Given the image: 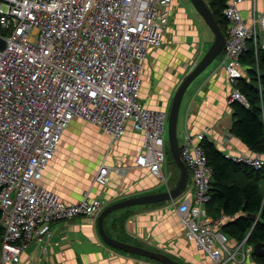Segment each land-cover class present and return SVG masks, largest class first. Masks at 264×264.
Wrapping results in <instances>:
<instances>
[{
	"label": "built area",
	"instance_id": "1",
	"mask_svg": "<svg viewBox=\"0 0 264 264\" xmlns=\"http://www.w3.org/2000/svg\"><path fill=\"white\" fill-rule=\"evenodd\" d=\"M172 0H0V264H20L34 240L49 237L53 223L89 217L96 221L105 207L83 194L65 203L40 185L71 122L82 120L114 142L126 126L141 135L135 168L148 170L167 190L162 173L166 162L167 115L148 110L141 102V73L150 51L162 45ZM243 0H225L226 21L222 66L229 81L242 75L240 58L264 32V12L251 26L238 9ZM264 48V45H263ZM228 102L248 106L235 89ZM208 132V130H206ZM185 134L179 143L181 161L191 178L192 198L176 212L194 243L210 264H227L234 254L229 238L204 223L210 201L213 170L202 142L205 133ZM238 166L264 169V157L226 155ZM111 172L102 165L94 179L109 183ZM183 193L182 195H184ZM216 227L217 229H214Z\"/></svg>",
	"mask_w": 264,
	"mask_h": 264
},
{
	"label": "crops",
	"instance_id": "2",
	"mask_svg": "<svg viewBox=\"0 0 264 264\" xmlns=\"http://www.w3.org/2000/svg\"><path fill=\"white\" fill-rule=\"evenodd\" d=\"M204 1L211 12L217 11L218 7L212 4V0ZM189 7V4L188 7L183 3L180 5L177 0H172L167 6L171 25L170 27L168 25L165 31L162 45L148 54L141 73L142 104L148 110L166 113L167 117L179 84L198 64L214 39L196 12L189 10L193 14L191 15ZM238 9L245 24L251 26L264 12V0H243ZM222 10L220 20L225 22L223 27L226 29ZM257 31L260 34L258 47L263 50L264 32L259 28ZM222 60L223 56L201 73L186 90L178 112V144L186 133L195 137L208 130L205 133V140L213 143L225 158L226 155L264 157L256 154L231 134L235 119L228 98L233 90L237 89L238 80L237 82L228 80L221 65ZM242 71L240 79L250 80L253 73L251 67L242 63ZM76 120L71 122L70 126ZM92 127L94 136L89 150L87 149L88 153L85 154L89 162L79 166L71 163L69 157L71 148H61L67 129L54 158L43 172L41 186L57 194L65 203H77L83 194L88 193L91 198L103 201L104 208L129 198L166 191L148 170L135 168V159L141 147V135L133 129L131 123L127 124L124 136L114 142L98 128ZM169 153L168 151L166 157ZM95 160V175L92 178L86 175V168L91 167ZM102 165L123 169L125 174L111 172L108 185L100 186L94 179ZM239 172L237 182L241 184L246 179L243 173ZM162 173L168 178V188L173 189L179 179L177 166L174 163L172 166L164 164ZM190 185L189 177L185 190L173 201L136 205L112 212L104 220L106 234L117 241L162 253L182 264H210L208 257L198 250L193 242L187 240L185 226L176 212V206L173 205L186 197L192 198L189 192L185 193ZM259 192L264 199V179L259 182ZM183 193L185 194L182 195ZM205 210L207 216L204 223L213 226L217 220H221L222 224L218 230L222 232L226 224L234 219L226 217L216 203L205 206ZM228 238V249L234 253L237 261L228 260L227 264H264V257L253 253L252 243H246V239L244 243H240L230 236ZM20 264L159 263L108 246L98 232L96 221L89 217H78L53 223L48 238L34 239L26 247L21 255Z\"/></svg>",
	"mask_w": 264,
	"mask_h": 264
},
{
	"label": "trees",
	"instance_id": "3",
	"mask_svg": "<svg viewBox=\"0 0 264 264\" xmlns=\"http://www.w3.org/2000/svg\"><path fill=\"white\" fill-rule=\"evenodd\" d=\"M212 2L218 7L212 14L224 33L225 22L220 18L225 1ZM240 61L251 67L253 70L251 75L254 77L248 81L240 79L237 82V89L244 95L248 106L237 102L230 104L235 119L231 134L256 154L264 155V49L258 48L255 54L253 44H249V50ZM258 72L260 74L257 77ZM202 145L208 165L213 170L210 184L211 199L206 206L216 203L226 217L234 218L226 224L224 234L240 242L251 230L246 242L253 245L261 244L264 249V199L259 192V182L264 179V169L254 171L231 163L208 140H204ZM238 172L243 173L246 179L241 184L237 182ZM251 216H254L255 220L250 219Z\"/></svg>",
	"mask_w": 264,
	"mask_h": 264
},
{
	"label": "water",
	"instance_id": "4",
	"mask_svg": "<svg viewBox=\"0 0 264 264\" xmlns=\"http://www.w3.org/2000/svg\"><path fill=\"white\" fill-rule=\"evenodd\" d=\"M188 3L190 4L191 8H193V10L196 12V14L203 20L205 25L209 28V30L214 36V39L211 45L209 46L208 50L204 54V56L198 62V64L194 67V69L191 72H189L184 77V79L179 84L178 88L176 89L173 95L170 110L168 112L166 135H167V143H168V149L170 155L172 157L173 163L177 166L179 170V179L177 181V184L173 189H169V190L166 189L165 192L140 196L136 198H129L124 201L110 205L101 211V213L99 214L96 220L98 232L102 240L108 246L119 249L128 254L148 258L150 260L158 262L159 264H182V263L177 262L162 253L149 251L144 248L123 243L110 238L104 230V220L112 212L125 209L128 207L156 203V202L173 201L181 195V193L185 190L187 186L189 173L187 168L181 161L179 154L178 137H177V119H178L179 108L181 105L182 98L186 90L190 86V84L201 73H203L212 64L214 60L217 59V57L220 55L222 51L225 42L224 34L220 29V27L218 26L206 2L204 0H188ZM4 46H5L4 41L0 39V50H2ZM250 219L255 220V217L251 216ZM253 253L257 256L264 257V249L262 245L261 244L254 245Z\"/></svg>",
	"mask_w": 264,
	"mask_h": 264
},
{
	"label": "rangeland",
	"instance_id": "5",
	"mask_svg": "<svg viewBox=\"0 0 264 264\" xmlns=\"http://www.w3.org/2000/svg\"><path fill=\"white\" fill-rule=\"evenodd\" d=\"M177 2H179L180 5H182V3L187 5V7H188V4H189L188 0H177ZM189 10L194 11L193 8H191V6L189 7L188 11ZM189 12L191 13V15H193L191 11H189ZM170 25L171 24H169V27H170ZM222 56L223 55L221 53L219 55V57L216 60H214L212 63H215V61L218 62L219 59L222 58ZM210 66H212V64ZM256 72H257V69H256ZM259 74H260V72L257 73V77H258ZM250 76H251L250 79L252 77H254L253 75H250ZM92 128H93L92 126L82 122L81 120L80 121L76 120L75 123H73L68 128V130L65 132V136H64V138L62 140L61 148H63V149L66 148V147L71 148V150L69 152V154H70L69 157H70L71 163H73L75 166H79V165L83 164L84 162H87V163L89 162V159L86 160L85 154L87 155V153H88L87 149L89 150V148L91 146V143H92L91 139H93V136H94ZM165 142H166L165 151H166V154H167V152L169 151L168 143H167V137L165 138ZM178 142H179V138H178ZM89 153H90V151H89ZM169 156L167 155V157H166L165 165L172 166L173 165V160H172V157H171L170 153H169ZM90 157L93 158L92 155ZM95 163H96V160L93 162V164H91V167L86 168V170H87L86 171V175L87 176H92V178L95 175L94 174L95 167H96ZM250 232H251V230L247 232L246 238L244 237V239L242 241H240V243L241 242L244 243L245 239L247 240ZM239 251H240V246H239ZM229 259H233V261H237L235 256H234V258H229ZM239 259H241L240 256H239ZM230 261H232V260H230Z\"/></svg>",
	"mask_w": 264,
	"mask_h": 264
},
{
	"label": "bare ground",
	"instance_id": "6",
	"mask_svg": "<svg viewBox=\"0 0 264 264\" xmlns=\"http://www.w3.org/2000/svg\"><path fill=\"white\" fill-rule=\"evenodd\" d=\"M258 65H259V64H258ZM258 68H259V67H258ZM235 166H236V165H235ZM226 258H227V259H229V257H228V256H226Z\"/></svg>",
	"mask_w": 264,
	"mask_h": 264
}]
</instances>
